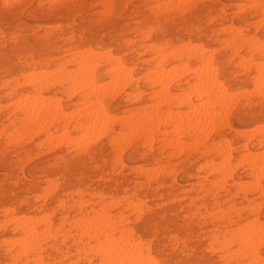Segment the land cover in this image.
Returning a JSON list of instances; mask_svg holds the SVG:
<instances>
[{
  "label": "rangeland",
  "instance_id": "374dc122",
  "mask_svg": "<svg viewBox=\"0 0 264 264\" xmlns=\"http://www.w3.org/2000/svg\"><path fill=\"white\" fill-rule=\"evenodd\" d=\"M5 1L7 3H5ZM162 1L163 3L165 2L164 4L167 5V8L166 6L165 8L162 7L164 6ZM166 1L168 2V0H0V256L2 255V257H0V264H106L107 262L108 264H111V261L108 260L109 256L111 257L110 259L112 260V263L115 264V262H117L116 259L120 260V258H116V256H119L120 254L121 255L119 257H123L124 259V262H122L123 260L121 261L122 264H124L125 262L128 264H132L131 262L133 261H131V259H134V257L136 258L139 252L140 255H143L140 259L145 258V262L150 263L151 260L156 259V261L153 260V263L155 261L156 264H258L261 262V260L264 261V241H260L264 240V236H262L264 235V233H262L263 231L261 232V230H264V227L260 226V224L262 225V223H264V192H262L264 191V166L260 165V162L263 163L262 160H264L262 159V157L264 158V152H262L264 151V140L263 142L260 141L261 135H264V129L260 128L264 127V93H259L262 91L264 92V84L262 87H259L261 89L256 88L258 86L253 87L255 84V76L257 75L255 68L256 64L257 62L264 64V62L260 61H264V48H262L264 46V0H256V2L253 0V2L251 0H181L182 3L179 0L177 2L175 0H169L170 4H167ZM176 3H178V5L175 6L174 4ZM249 3L252 6H250ZM171 4L173 5L172 7H170ZM228 7H230V9ZM4 21H6V23ZM256 22L258 23V25ZM232 25L235 26V32L233 31V27L231 28ZM221 28L223 29V31L220 30ZM113 29L116 31L114 32ZM236 29H238L237 32ZM87 31H89L90 33ZM144 34L146 35L144 36ZM107 36L110 39L109 41ZM248 36H255L254 38H259L260 40H262L263 46L255 43V41L259 39H254V42H250V40L252 41V39H250V37ZM184 43L193 45L191 46L186 44V46H182V44ZM194 43H196L197 45ZM252 44H255V46H260H254V49L253 46L252 48H249ZM150 45L153 46L151 47ZM156 46L160 47H157V49H162L166 52L164 54L160 52V59L162 58L161 62L158 58L160 54H157V52L155 51ZM161 46L163 47L161 48ZM194 47L196 49V53L192 51ZM197 47H200V49H198ZM204 47L205 50L203 49L202 52L201 48ZM176 48L181 50V52H183V49H188L189 52H191L189 53V55H185V52L184 54L180 55L181 57H178L177 55L181 52H179V50H177ZM79 49L81 50L79 51ZM96 50L98 52H101L98 53ZM102 50L105 52H102ZM213 50L215 51L212 52ZM91 51H96V55L98 54V56L93 57L96 58L95 62L98 61L96 65L93 64V61H91V63L93 64L92 67L89 64L87 65V68L85 66L83 68V65L78 66L81 63V60H79L81 58L80 56L83 54L82 57H85L83 62H87V52H89L88 54H95ZM73 52L77 54H75L74 56ZM102 53L105 55V57L104 55H102ZM107 54H109L110 56ZM207 54L208 57L209 54L211 55L212 60L209 57V61L211 60V62L209 63L208 59L207 61L209 64L212 63V66L216 68L215 69L212 67L214 70H216L215 72L217 79L218 81H220L219 83L222 84L223 88H225V91H227V93L229 94L232 93V90H234V92H237L232 93V96H230V99L232 101H229L228 103L234 102V105L233 103H230V110L227 109L229 107V104L224 103L228 107L222 104L224 107L222 108L220 106L221 104L219 100L215 102L213 99L212 101L216 104H214L213 102L212 104L208 101H211V98H207L206 101V97L201 96L200 93L197 92V90H194L195 93H193L194 88L190 89L191 86L193 87V70L190 69H196L198 65H201L202 62L206 60L205 58L207 57ZM106 55L109 56L108 59ZM115 55L118 59H115ZM102 56L103 59H101ZM244 56L248 57L247 60L244 59V61L246 62H244L243 59L239 60V58L241 57L246 58ZM98 58H100V60ZM77 59L79 61H77ZM251 59L252 61L257 60V62H251ZM119 60L120 62H118ZM116 62L123 63V65L125 66H129L131 70V74L129 76L127 75V78H125V83H121V81H125V79L123 78V80L120 79L119 83H112L115 81L118 82L120 76L123 77V75H126V73L124 72L119 76V74H116L118 72L113 71L114 64H117ZM157 62L161 64H158L156 66ZM181 62H183L184 65ZM205 63L204 65H206ZM245 63H247L248 66L245 65ZM179 64H182V70L187 64L185 67L186 71L184 70L182 75L181 73H176L177 69L179 68L178 66H180ZM130 65L132 66V68L130 67ZM169 66L170 68L172 67L170 72L173 71L172 69H176L175 73L177 75L175 74L174 76V71L173 73H170L169 70H166L167 67L169 68ZM175 66H177L178 68H176ZM93 67L94 72H91V68ZM98 67L100 68L98 69ZM160 67L163 68L164 71L166 70L165 74H168V72L171 75L173 74V78H171V75H169V78H171L170 81L173 80L172 82L167 80L165 81L166 84H164L165 82L160 84L151 83L152 75L150 76V70H152L153 68L159 70ZM70 68L71 70L73 68L72 72L75 71L76 75L75 73L70 72ZM74 68L76 70H74ZM81 68L83 69L80 70ZM89 68L90 71L88 70ZM109 68H112V70H110ZM186 68H189V72H187ZM45 69L46 74L44 75ZM66 69L69 70L67 73L70 72L74 76L73 78L75 80L72 78L71 74H68L70 76L66 75ZM155 69L152 71H155ZM181 69L179 68L178 72H182ZM62 71H65L64 74H62ZM87 71L92 74L88 73ZM40 72L42 74L37 75ZM47 72H49L48 74H50L49 77L47 75ZM79 73L80 75L82 74L81 77L79 76ZM33 75H36V77ZM54 75L56 77L53 78L52 76ZM88 75L90 76L91 80H93L92 78H94V85H98V87L102 85V88L104 86L103 84L105 83L106 86L107 83L109 85V82L112 81L111 79L113 78V76H119L118 78H113L117 80L112 81L110 84L112 85L111 88L113 87V84L117 85L118 88H115L120 91L117 90V92L114 93L116 89H114L115 91H112L113 88L110 89L108 88V86L107 88H105L106 86H104L105 89H101L102 91H106H104V93L98 92L101 94V99H99L100 97L98 93L96 95V92H91V90L89 91L91 84L88 83L90 80L88 82L86 81L87 79H89ZM37 76H42L43 81L41 80V77H39L38 79ZM57 76H64L65 79L64 77H61L60 80ZM131 76L133 79L129 80ZM33 77L36 79H34ZM51 77L53 78V80L51 79ZM66 77L68 79H66ZM70 77L72 80L70 79ZM79 77L81 79L87 78L86 80H83V82L85 83L82 86L81 83L83 82H78ZM174 78L176 79L174 80ZM105 80L107 82L104 83L103 81ZM263 80L264 79L260 80V82L262 81L264 83ZM38 81L40 84L38 83ZM42 82L48 83L43 86L44 83ZM71 82L72 85H70ZM100 82L103 83L99 84ZM120 83L124 84L123 89L120 88L123 87V85L120 86ZM86 84H90V86L87 87ZM85 85L86 87H84ZM96 87L97 86L94 87L95 89L93 88L94 90L91 88L92 91H95L97 89ZM72 88H76L77 91L76 89L72 91ZM78 88L80 89L78 90ZM184 88L187 90L189 88L188 91H193L192 94L187 93V95L190 94V96H187V91H185ZM251 88L254 89L249 90ZM101 89L99 91H101ZM241 89L248 91H238ZM107 90H111L112 92H109ZM163 90L166 91L164 92ZM182 90H184V94L181 93L183 92ZM161 91H163V94H166V96L172 94L171 92H173L172 96L174 99H169L171 100V102H166L165 104L158 106V108L157 105L156 107L154 106V110L153 107H150L151 105L156 104V98L154 97V95L159 92L162 93ZM88 92L90 93L88 94ZM107 92L108 95H106ZM247 92H249V94ZM176 93L184 95L181 97V100H178L180 96H178L179 94L175 95ZM23 94H25L26 97ZM28 94H30L31 96L34 94L33 96L35 101L37 94L38 96L41 95L39 98L37 97L38 100L41 97H44L42 100H40L41 102L37 101L35 103H32L34 104L33 106H35L38 102L39 103L37 105L41 106L44 101H48L45 100V98H49L48 104H51L52 107V104L56 103L55 98L56 101L59 100L57 101V103H60L59 107L61 106L62 109L58 108L56 103L55 105L60 110V112H57V108V110L53 108L51 113L52 115L53 110L54 114L56 110V114L58 113L57 116H63V112H65V110L67 112L71 111V113H73V110L70 109H74V111L76 109V111H79L80 109L77 110L79 105L81 109L83 108V111L84 108L86 110L84 111V114L82 113V115H80L81 113L78 112L79 118H74V115H77V113L73 115V118L70 116L69 118H67V115L69 113L67 115L65 114L62 119L59 117L54 118L53 115L52 117L55 121L51 120V118L50 120L52 121V123H48L49 127L45 128V126H42L45 130L36 128L38 132L35 131L36 134L32 133L34 134L33 136L32 134H30V131H32L30 130V128H32V125L35 128L36 124L34 125L35 121L34 119H32V121L31 117L33 118L34 116H36V118L34 117L35 120H40L41 118L44 119L43 117H40V115H46L47 113H49V111L47 109L48 106L45 103H43L44 105L42 104L44 107L41 106L43 110L46 109L45 113L43 111L41 112L40 108L37 109L36 107L38 106H35V108L33 106L30 107V105L32 104H29V102H34V99ZM102 94L104 96H102ZM135 94L137 96H135ZM197 95L198 97L200 95V97L196 98ZM20 96H24L23 98L25 99V101L27 99L30 100L29 102L27 100V103L25 102L27 105L25 103H22L24 102V99L20 98ZM186 96L188 98H186ZM18 97L20 99H18ZM53 97L55 98L52 99ZM121 98H123L124 100ZM225 98V100H229V98ZM13 99L14 101H12ZM88 99L92 101V106L90 105L91 108H88L86 106V104H90ZM204 99V102H206V107L208 105L207 102L211 104V106H208L212 108L214 105L213 109L217 111L216 114L220 112L219 114L223 115L221 113L222 110L225 109V111L223 112L224 117L222 118L221 116L222 119H220L219 114L218 116H215V113H211L212 116H215L211 119L212 116L210 114V110H212V108L209 107V109H206L205 107V110H209V116H211L209 119L212 120L213 124L210 125L208 122V125H210L212 128L214 127V129L212 130H209V126L207 125L208 128L204 127L206 128V130L202 128L203 131L205 130L204 132L198 131V133H194L193 125L190 126L191 124H185L182 127V123L180 124L177 121H174L173 124L175 123V125L177 124L178 128H182V131H180L181 129L177 131L178 133L182 132L180 135H178V133L175 131V129L178 130V128H174V125L170 123L171 120L167 122V119H161L159 120V122L161 121V123L156 121V123H154L155 128L157 127L156 130H154L155 128H152L154 126L150 124V128L148 127L149 121L146 120L147 116L144 120V115H146L147 113L154 112L156 111V109L166 111L164 109L167 108H169L170 110L175 109L179 113H181L180 111L182 110L185 112L188 109L189 115H187L193 116V114L196 113L195 111H197L198 109L197 106H200L198 103H201ZM16 100L18 102H16ZM93 100L96 102V104H93ZM98 100H100L101 102ZM225 100L223 101L227 102ZM191 101L192 103H195L197 101L199 102L195 103L197 105L195 107L194 103L191 106ZM97 102H100V106L103 107H97ZM188 102L190 103L188 104ZM204 102L201 103L203 109ZM28 104L29 109L34 108L36 110L33 109L32 111H30V116L28 117L27 114L26 117V113L28 112H26L25 109L22 111L20 107H22L23 105H26L27 107ZM144 104H146V106ZM17 105H19V107ZM55 105L53 106L55 107ZM83 105L85 107H83ZM137 106L139 107V109L137 108ZM193 106L194 108H196V110L194 111V109H192L194 113L190 114L192 113L190 109L193 108ZM93 107L96 109H92ZM101 108H103L105 112L100 111L99 109ZM185 108L186 110H184ZM97 109L98 111L102 112L103 115L106 113V118H108L109 115L110 121L108 119H105L102 114H99V122H101L104 118V120L106 121V125H101L104 123L103 120V123H100V128H98L103 130V134L102 131L98 130L96 136V132L94 131H97V128L96 130H94L95 125L92 124V119H87L89 121L88 124H90L91 121V125H88L86 124L87 120L84 118H86L87 116L85 115V112L87 110L88 113L86 112V114H88V118L97 116L98 113L96 114L95 112ZM169 109H167L168 111L166 113H171ZM82 110H80V112ZM89 110H92V117H90L91 115H89L91 114L89 113L91 112ZM198 110L201 111L202 109ZM33 111L39 112H37L38 114L35 112V115L31 113ZM131 111H133V113H130ZM24 112L26 113L24 114ZM184 112L182 113H188ZM197 112L199 113V111ZM205 112L206 111H204L203 113ZM31 114L33 116H31ZM49 114L45 117H48ZM133 114L136 115L135 117L137 119ZM137 114L139 115L137 116ZM114 115L116 117H113ZM124 115H127V118ZM140 115L141 117H139ZM187 115L184 116L189 118ZM19 116H23L24 118L26 117L25 119L27 121L24 118L23 121V119H21V117ZM101 116L103 117L102 119ZM65 117L68 120L72 118L71 120H69L70 122H68V125L65 123L67 125H65L66 127H64V125L62 126L63 122H65ZM133 117L135 121H137L136 126ZM186 117L183 118L185 119ZM111 118H114L116 121L114 119L111 120ZM93 119H95V117ZM97 119L98 118L94 120L96 122V127H98L97 124H99L97 123ZM141 119H143L142 122ZM9 120H11V122ZM44 121H46V118ZM44 121L42 120L40 124H44ZM111 121L113 124L110 123ZM22 123L25 126L22 125ZM40 124L37 125L40 126ZM82 124L84 126L86 124L90 130L88 128L87 129L91 131V133L92 130H94V135L93 133L91 134L88 130L86 131L88 132V135L90 133L93 137H98V139L95 138L97 141H95V139L91 135L90 139L88 138V140L86 139L87 141L85 140V138L90 136H85L87 134L86 131L83 130H85L86 127L84 128L83 126L82 129ZM130 124L133 125V127H131L132 129H130L131 131L128 130ZM178 124H180V127L178 126ZM92 126L94 129H92ZM105 126L107 128V131L106 128H104ZM257 126L259 127V130L255 129L257 128ZM141 127L143 130H141ZM170 127L174 128V133L176 132L177 136H179L178 140L180 141L177 143L178 145L175 144L173 146V144L178 140L177 138H175V140H172L176 135L172 139L171 137H169L174 135V133H172L173 130L170 131L168 129ZM185 127L186 131H184V134L183 130L185 129ZM34 128L32 129L35 130ZM148 128L151 130H149ZM235 128H239V130H236ZM62 129L66 130L63 131V133L66 132V136L70 135L71 137H66L67 139L65 137L63 139H54V136H56L57 133V136L59 137V133H62V131L60 130ZM138 129H140L141 131ZM165 129L166 131H164ZM15 130L17 132L21 131V133H23V137H21V133H17ZM25 130L26 132H24ZM147 130H149L151 133L152 130H154L153 134L149 135L150 132H147ZM207 130L211 132H208ZM249 130H252V132H250ZM50 131L53 132V136H51V138L50 135H52V133ZM206 131L208 133H206ZM13 132H15L14 135H16V133L21 134L20 136L18 135V140H16L14 143L12 142L17 138V135L14 138V136H12ZM104 132H106L105 135ZM24 133L26 136L24 135ZM79 133L82 135L85 134V138L81 137ZM99 133H101L102 135ZM120 133H123L124 139ZM202 133H206V137L208 134V138H199L198 136H201ZM7 134H10V137ZM48 134L50 135L48 136ZM72 134L74 137L72 136ZM98 134L100 136H98ZM132 134L135 135L133 136ZM203 134L202 136H204ZM46 135L48 137H46ZM112 136L115 137V140ZM150 136H152L151 138L153 139H150ZM248 137L250 138L247 139ZM76 138L79 139L78 141L81 142V145L84 144L82 147ZM80 138L82 139V141L80 140ZM196 138H198V140ZM221 138L222 140H224L223 142ZM43 139L45 141H43ZM71 139H75L76 142L75 140L71 141ZM120 139L124 140L125 142L120 141ZM199 139L204 140L200 142ZM253 139L256 140L252 141ZM191 140L194 143L191 142ZM218 140H220L218 142L219 145L216 142ZM250 140L252 142H250L249 144ZM112 141L114 143H112ZM129 141L130 144H128ZM56 142L59 143L58 146L54 144ZM77 142L79 145L76 144ZM183 142L185 143V145ZM220 142H222L223 144L224 142H226L225 144L228 143L229 150L226 149V152H220L223 148H227V145L224 144L223 147L222 143ZM180 143H183L184 146ZM190 143L191 145H189ZM140 144L142 146H140ZM212 144L214 145L212 146ZM180 145L183 146H181V149ZM123 147L126 148L123 150ZM177 148L181 151L176 150ZM193 149H195V152ZM250 151H258V153L254 152L256 153L254 155L258 154L260 155L259 157H261L262 155V160L256 158L257 156H253L255 158L254 159L252 157L253 154H251L250 156V153H247ZM177 152H179L180 154ZM244 152L245 154H243ZM226 153L229 156H225L224 154ZM241 156H243L242 160ZM247 156L253 158V160H250L249 158H247ZM221 157H227V160L229 159V164L227 162L229 166L225 164L227 167H222L221 164L223 163L220 164L221 166L217 165L219 161L225 162V160L220 159ZM239 160L241 162L236 163ZM258 160L259 162H257ZM250 161H255L256 165H260L257 167H261V170H258V168H256L257 171H260L259 173L262 174L261 176L259 175V173H257V171L255 172L256 175H259L257 176V179L259 180L256 179L255 175H252L254 173L253 170L256 169L251 168L252 166ZM215 163L218 169L215 167ZM233 164H235V166ZM191 165L192 168L190 167ZM211 165L212 167H210ZM152 167H154L155 170H153L154 168ZM209 168H211V172ZM231 168L232 170H230ZM171 169L173 170V172ZM226 169L232 172L230 173ZM184 170H186V173ZM221 170L225 174L226 172H228L231 176L225 178L224 173L221 172ZM221 175H223L222 177H224V179L219 178L221 177ZM254 178L256 181H259V184L256 183V185L254 186L256 189L251 186L255 184L253 183V180L251 181V179ZM211 179H217L218 182ZM210 180L212 182L214 181L213 184H211L212 182ZM236 181H239V185L238 183H235ZM246 182H250L251 185H249L250 183L243 184ZM217 188L219 189L217 190ZM46 192L47 194L45 195ZM260 192L262 195L260 194ZM98 194H100L102 197ZM104 201L105 203H103ZM133 201H135V205L134 203L132 204ZM140 201L142 205L140 204ZM254 205H258L257 207H260L258 209H255L256 207H254ZM98 206H100V208ZM243 206L246 207L243 208ZM226 207H231L232 210H227ZM138 209L141 211V213ZM216 209L217 212H214L216 211ZM223 211L226 212L222 213ZM102 212L103 214L107 213L108 215L112 216L115 220L114 222L119 224V228L115 231L107 232V234H103L90 239H88L86 236H83V232L81 231V229H73L74 224L72 226V221L75 220L85 221L90 218L89 221L93 223V225H95V223L98 222L96 216L100 213L102 214ZM38 215H40V217ZM45 216H47L46 219ZM252 217H254L256 221H251L250 219H252ZM33 218L36 219L34 220ZM42 218L43 220H41ZM28 220L29 222L27 224ZM31 220H33V222H31ZM247 220L248 222L251 221L250 224L252 222L254 223L250 225L248 224ZM245 221L246 229L253 226L250 228L252 230L248 229L247 231H245L244 225V227L241 228V223L245 224ZM19 222L20 224H18ZM30 222L35 224L31 225ZM255 223L256 225L254 226ZM25 226L27 227L25 228ZM28 226H30L29 228H31L32 232L30 229H28ZM234 227L237 228V231L235 232V229H233ZM258 227H260L261 230H259L260 228ZM129 228L131 230H129ZM26 229L28 230V233L30 232L32 238L29 234H27ZM121 229H123V231H121ZM248 231L258 232V235L260 237H256L257 234L255 235V233L253 232H249V234L253 233L252 235H247V233L246 235H244V232ZM259 231L261 233H259ZM35 232H39L41 236L39 235V237L38 233L36 235H32L35 234ZM239 232H241L242 235L241 233L239 234ZM213 233H215L216 236L213 235ZM25 234L27 235L25 236ZM118 234L119 240L121 236L122 239L126 242L128 241V237L130 239L128 242L130 243L128 244L126 242L123 245H120L119 241L118 246L120 245L121 247L119 246L120 248L118 249H121V251L117 250V252L115 251V253L111 247L115 246L117 248V245H115L116 240L114 242V239L116 238V236H118ZM46 235L48 237H46ZM91 235L94 236L95 234L93 233ZM253 235L255 238L253 237ZM15 236H18V238H15ZM20 236H25L24 240L26 243L24 246H22L24 243H21L24 242V240L21 239ZM221 236L223 238H221ZM226 236L228 238L230 236L231 239H226ZM232 236L234 237V239H232ZM235 236H237L238 239H236ZM246 236L251 238H247ZM26 237L28 238V241L26 240ZM107 237H109V241ZM111 237H113L114 239ZM243 237H245L246 239H244ZM12 238L14 239V241ZM104 239L106 242L101 241ZM112 239L114 243L112 242ZM31 240L33 241V244ZM123 240H121V242ZM9 242L12 243L13 246H11ZM13 242L16 243L14 244ZM134 242L139 247L141 246L139 248V252L137 248L138 246H136ZM226 242H231V244ZM248 242L252 243V245L249 243L248 245L250 246L245 247V245L247 246ZM222 243L225 246L221 247L220 245H223ZM253 243L257 245L255 246ZM110 244L112 246H110ZM132 244L134 247L132 246ZM9 245L11 248L9 247ZM89 245L90 248L88 247ZM124 245L127 246V249L128 247H130V245L135 250L137 248V252L131 248L129 249V252H132L133 250V252L135 251L137 255L134 252L133 255H135L134 257H132L133 255L131 256L129 255V253H125L127 249H125V251L123 250L124 248L122 247ZM145 245L150 248H147V246ZM95 246H99L97 248V250H99L98 252L95 251ZM253 246H255V248ZM93 247L95 248V250ZM103 247L105 249L106 247H110L112 251H109L110 249H108V251L111 255L109 254L108 256V251L104 252ZM116 248H114V250ZM22 249L25 250L23 253ZM17 250H19V253H17ZM101 250L103 252H100ZM141 250L143 252H141ZM122 251L126 255H123ZM147 251H149L148 254ZM112 252L114 253V255H116L113 256ZM179 252L182 254H180ZM245 252L247 254L243 255ZM143 253L147 254L145 255L148 258V261L146 260V257ZM240 253H242L241 257L239 256L241 255ZM18 254H20L19 257ZM215 254L218 256H216ZM219 254L221 257L219 256ZM128 255L132 257L130 258V260H128L129 258H127ZM257 255H261V259H257ZM105 256H107L108 259ZM103 257H105L106 259H104ZM125 258L130 262H127ZM258 258H260V256ZM140 259L136 258L137 262ZM149 259L151 260L149 261ZM252 259H254V261L255 259L257 260L253 262ZM119 260L118 262H120ZM118 262L116 264H118ZM262 263L264 264V262H261L260 264ZM133 264H136V262H133Z\"/></svg>",
  "mask_w": 264,
  "mask_h": 264
},
{
  "label": "bare ground",
  "instance_id": "6f19581e",
  "mask_svg": "<svg viewBox=\"0 0 264 264\" xmlns=\"http://www.w3.org/2000/svg\"><path fill=\"white\" fill-rule=\"evenodd\" d=\"M35 1H36V0H35ZM173 1H174V0H173ZM175 1L177 2L178 0H175ZM179 1L181 2V0H179ZM183 1H184V0H183ZM188 1H189V0H188ZM251 1H252V0H251ZM253 1L256 2V0H253ZM253 1H252V2H253ZM166 2H167V1H166ZM170 2H171V1H170ZM186 2H187V1H186ZM257 2H259V1H257ZM5 3H7V2L5 1ZM162 3H163V1H162ZM164 3H165V2H164ZM164 3H163V4H164ZM181 3H182V2H181ZM156 4H157V3H156ZM167 4H170V3H169V0H168ZM249 4H250V3H249ZM249 4H248V6H249ZM255 4H257V3H255ZM36 5H38V4H36ZM101 5H102V4H101ZM157 5H158V4H157ZM174 5H175V6L178 5V3H176V4H174ZM181 5H182V4H181ZM165 6H166V8H167V5H166V4H164V6H162V7L165 8ZM168 6H170V5H168ZM172 6H173V5L171 4L170 7H172ZM250 6H252V5L250 4ZM105 7H106V6H105ZM157 7H158V6H157ZM225 7H226V6H225ZM30 8H31V7H30ZM168 8H169V7H168ZM228 8L230 9V7H228ZM162 9H163V8H162ZM106 10H107V9H106ZM109 10H111V9H109ZM178 10H179V9H178ZM63 11H64V10H63ZM66 11H67V10H66ZM167 12H168V10H167ZM24 13H25V11H24ZM24 13H23V14H24ZM106 13H108V12H106ZM27 16H28V15H27ZM80 16H81V15H80ZM94 16H96V15H94ZM9 17H10V16H9ZM122 17H123V16H122ZM237 18H238V17H237ZM261 18H262V17H261ZM78 19H79V18H78ZM258 19H259V18H258ZM236 20H238V19H236ZM14 21H15V20H14ZM260 21H261V19H260ZM260 21H259V22H260ZM4 22L6 23V21H4ZM4 22H3V23H4ZM253 22H254V21H253ZM256 23H257V22H256ZM261 23H263V22H261ZM227 25H228V24H227ZM230 25H231V24H230ZM257 25H258V23H257ZM64 26H65V25H64ZM221 27H222V26H221ZM225 27H226V26H225ZM232 27H233V31L235 32V28H234L235 26L232 25L231 28H232ZM174 28H175V27H174ZM174 28H173V29H174ZM238 28H240V27H238ZM256 28H257V27H256ZM5 29H6V28H5ZM103 29H104V28H103ZM123 29H124V28H123ZM149 29H151V28H149ZM30 30H31V29H30ZM113 30H114V29H113ZM113 30H112V31H113ZM220 30L223 31L222 28H221ZM237 30H238V29H236V32H237ZM239 30H240V29H239ZM260 30H261V28H260ZM260 30H259V31H260ZM115 31H116V30H114V32H115ZM87 32H89V31H87ZM114 32H113V33H114ZM89 33H90V32H89ZM141 33H142V32H141ZM144 33H145V32H144ZM187 33H188V32H187ZM106 34H107V33H106ZM106 34H105V35H106ZM259 34H261V33H259ZM259 34H258V35H259ZM107 35H108V34H107ZM145 35H146V34H144V36H145ZM251 35H252V34H251ZM144 36H143V37H144ZM235 36H236V34H235ZM107 37H108V36H107ZM147 37H148V36H147ZM248 37H250V36H248ZM254 37H255V36H254ZM254 37H253V36L250 37V39H252V41L250 40V42H254V41H253L254 39H255V40H256V39H259V38H254ZM234 38H235V37H234ZM99 40H100V39H99ZM109 40H110V39H109V37H108V41H109ZM242 40H243V38H242ZM224 42H225V41H224ZM227 42H228V41H227ZM258 42H259V43H258ZM189 43H191V42H189ZM216 43H217V42H216ZM229 43H230V40H229ZM255 43L260 44V45L263 46V44H262L263 42H262V40H260V39H259V40H256ZM186 44H187V43H186ZM186 44L184 43V44H182V46H186ZM194 44H196V43H194ZM233 44H234V43H233ZM249 44H250V43H249ZM153 45H155V44H153ZM153 45H152V46H153ZM159 45H160V43H159ZM179 45H180V44H179ZM187 45H191V46H192L193 44H187ZM196 45H197V44H196ZM200 45H201V43H200ZM223 45H224V44H223ZM260 45H256V46H260ZM150 46H151V45H150ZM152 46H151V47H152ZM198 46H199V45H198ZM220 46H221V45H220ZM252 46H253V49H254L255 44H252L249 48H252ZM256 46H255V47H256ZM157 47H159V46H156V50H155V51L157 52V54H160V52H161L162 54L166 53V52H165L164 50H162V49H157ZM162 47H163V46H161V48H162ZM164 47H165V46H164ZM175 47H176V46H175ZM200 47H202V46H200ZM200 47H199V48L197 47V48L200 49ZM147 48H148V47H147ZM153 48H155V47H153ZM159 48H160V47H159ZM180 48H181V46H180ZM190 48H192V47H190ZM262 48H264V46H263ZM14 49H15V48H14ZM91 49H92V48H91ZM176 49H177V48H176ZM186 49H187V48H186ZM193 49H194V50H193ZM193 49H192V51H194V52L196 53V49H195V47H194ZM203 49L205 50V47H204V48H201V51H202ZM206 49H208V48H206ZM247 49H248V48H247ZM80 50H81V49H79V51H80ZM93 50H94V49H93ZM146 50H147V49H146ZM173 50H174V49H173ZM177 50H179V49H177ZM87 51H88V50H87ZM96 51H97V50H96ZM96 51H95V52L91 51V52H93V53H95V54H92V53H91V54H88L89 52H87V57H88L87 62H83V60L85 59V57H82V56H83V54H82V55L80 56L81 58L79 59V60H81V63H80V65H78V66L83 65V66H82L83 68H84V66L87 68V65H88V64H89L91 67H92L93 64L96 65V63H97L98 61L95 62L96 58H93V57L98 56V54L96 55V53H97L98 51H97V52H96ZM99 51H100V50H99ZM114 51H116V50H114ZM153 51H154V50H153ZM214 51H215V50H213L212 52H214ZM100 52H101V51H100ZM100 52H98V53H100ZM102 52H105V51L102 50ZM106 52H107V51H106ZM151 52H152V51H151ZM173 52H174V51H173ZM175 52H176V51H175ZM179 52H181V50H179ZM185 52H186V53H185ZM187 52H188V53H187ZM190 52H191V51H190ZM190 52H189L188 49H187V50L183 49V52L179 53L177 56H178V57H181L180 55H181V54H184V53H185V55H186V54L189 55ZM202 52H203V51H202ZM212 52H211V53H212ZM73 53H74V52H73ZM80 53H81V52H80ZM263 53H264V51H263ZM75 54H77V53H74V56H75ZM105 54H106V53H105ZM147 54H148V53H147ZM154 54H155V53H154ZM168 54H169V53H168ZM171 54H172V53H171ZM199 54H200V53H199ZM255 54H256V53H255ZM62 55H63V54H62ZM84 55H85V54H84ZM100 55H101V54H100ZM102 55H104V54L102 53ZM107 55H109V54H107ZM107 55H106V56H107ZM112 55H113V54H112ZM165 55H167V54H165ZM109 56H110V55H109ZM109 56H107V59H108ZM115 56H116V55H115ZM155 56H156V55H155ZM158 56H159V55H158ZM199 56H200V55H199ZM71 57H73V56H71ZM87 57H86V58H87ZM104 57H105V55H104ZM151 57H152V56H151ZM160 57H161V54H160V56H159L158 58L160 59ZM163 57H164V55H163ZM207 57H208V54H207ZM207 57H206V58L204 57L206 60L203 59V60L206 61V63H205V61H203L201 65H198L197 67L195 66L196 69L193 68V66H192L193 69H190V70H193V72H192V75H193V84L191 83V84L193 85V87L190 85L191 88H190V86H189V88H190V89H193V88H194L193 91H194V90H197V92L200 93L201 96L206 97V101H207V98H211V101L208 100V101L211 102V103L213 102V101H212L213 99H214L215 102L219 100V101H220V104H221L220 106H221L222 108H224L222 104L226 103V104H229V107H228L227 105H225V104H224V106L228 107L227 109H229V108L231 109L230 103H233V105H234V102H230V103H228V102H229V101H232V100L230 99V98H231L230 96H232V93H235L236 91L234 92V90H232V93H230V94L227 93V91H225V88H223L222 84L219 83L220 81H218V79H217L216 72H215L216 70L213 69V68H215V67L212 66V63L209 64V63L211 62V60H212L211 55L209 54V57L211 58L210 61H209V57H208V58H207ZM212 57H213V55H212ZM244 57H246V58H242V57H241V58H239V60H241V59H243V61H244V59L247 60L248 57H247V56H244ZM17 58H18V57H17ZM119 58H120V57H119ZM147 58H148V57H147ZM98 59L100 60V58H98ZM101 59H103V56L101 57ZM115 59H118L117 56L115 57ZM161 59H162V58H161ZM161 59L159 60L160 62H161ZM187 59H188V57H187ZM207 59H208L209 63H208ZM79 60L77 59V61H79ZM91 61H93L94 63L92 64ZM243 61H242V62H243ZM253 61L257 62V60H253ZM253 61H252V59H251V62H253ZM260 61L264 62L263 60H260ZM118 62H120V60H119ZM244 62H246V61H244ZM255 62H254V63H255ZM116 63H117V62H116ZM179 63H180V62H179ZM181 63L183 64V62H181ZM184 63H185V62H184ZM204 63H205L206 65H204ZM247 63H248V62H247ZM247 63H245V65L248 66ZM147 64H148V63H147ZM158 64H159V62H157L156 66H157ZM160 64H161V63H160ZM160 64H159V65H160ZM176 64H178V63H176ZM182 64H181V65H182ZM208 64H209V65H208ZM95 65H94V66H95ZM179 65H180V64H179ZM181 65L178 66L180 69H181ZM183 65H184V64H183ZM186 65H187V64H186ZM186 65H185V67H186ZM90 66H89V67H90ZM95 67H96V66H95ZM110 67H111V66H110ZM112 67H113V66H112ZM130 67L132 68L131 65H130ZM175 67L178 68L177 66H175ZM175 67H173V68H175ZM183 67H184V66H183ZM185 67H184L183 70L181 69L182 72H180V71L178 72L179 68L177 69V72L175 71L176 69H175V70L172 69V70L174 71V76H175L176 73H177V74H178V73H181V75H182L183 71L185 70ZM212 67H213V68H212ZM60 68H61V67H60ZM65 68H66V67H65ZM75 68H76V67H75ZM75 68H74V70H76ZM83 68H81L80 70H82ZM86 68H85V69H86ZM99 68H100V67H98V69H99ZM160 68H161V67H160ZM160 68H159V70H156L155 68H153L152 70L155 69V71L150 70V73H151V74H150V73H149V74H150V76L152 75V76H151V83H152V84H155V83H159V84H160V83H164L165 81H167V80L170 81L171 78H173V74H172V75L170 74V73H173V71L170 72V70H171L172 67L170 68V66H169L170 69L167 67L166 70H169V72H170V73H169V72L167 71L168 74H167V73L165 74V71H166V70L164 71L163 68H161V69H160ZM165 68H166V67H165ZM190 68H191V67H190ZM255 68H256L257 75L255 76V80H254V83H255V84H254L253 87L258 86V87H256V88L261 89V88H259V87H262L263 84H264L262 81L260 82V80L264 79V64H263V63L261 64V63H258V62H257ZM85 69H84V70H85ZM91 69H92L91 72H92V71L94 72V70H93L94 67L91 68ZM109 69L112 70V68H109ZM113 69H114L113 71L118 72V73H116V74H119V76H120L121 73H124V72L126 73V75H125V76L123 75V77H122V76H120V77L118 76V77H119L118 82H116V81H115V82H112V81H114V80H117V79H113V78H115V77L118 78L116 75H115V77L113 76V78L111 77V78H112V79H111V80H112L111 82H112V83H115V84H116V83H119V82H120V79L123 80V79L127 78V77H126L127 75L129 76V75L131 74V70H130L129 66H125V65H123V63H117V64H114ZM186 69H187V72H189V71H188L189 68H186ZM215 69H216V68H215ZM66 70H67V69H66ZM66 70H65V71H66ZM70 70H71V68H70ZM78 70H79V67H78ZM88 70L90 71V68H89ZM106 70H107V69H106ZM36 71H37V70H36ZM53 71H54V69H53ZM65 71H64V72H65ZM68 71H69V70H67L66 73H67ZM72 71H73V68H72V70H71L70 72H71V73H75V71H74V72H72ZM156 71H158V72H156ZM185 71H186V70H185ZM29 72H30V71H29ZM29 72H28V73H29ZM31 72H32V71H31ZM41 72H42V69H41ZM41 72L38 73L37 75H41V74H42ZM49 72H50V70H49ZM49 72H47L48 77L50 76V74H48ZM55 72H56V71H55ZM60 72H61V71H60ZM64 72L62 71V74H64ZM70 72L67 73L66 75L71 74ZM81 72H84V71H81ZM81 72H80V73H81ZM85 72H86V71H85ZM87 72H88V71H87ZM134 72H135V71H134ZM175 72H176V73H175ZM77 73H78V72H77ZM80 73H79V76L81 77L82 74L80 75ZM88 73H90V72H88ZM88 73H87V74H88ZM135 73H136V72H135ZM26 74H27V73H26ZM35 74H36V73H35ZM45 74H46V69H45V73H44V75H45ZM90 74H92V73H90ZM177 74H176V75H177ZM184 74H185V72H184ZM24 75H25V74H24ZM44 75H43V76H44ZM71 75H72V74H71ZM75 75H76V73H75ZM77 75H78V74H77ZM93 75H94V74H93ZM142 75H143V74H142ZM169 75H171V78H169V77H170ZM29 76H30V75H29ZM33 76L36 77V75H33ZM58 76H60V75H58ZM58 76H57V77H58ZM64 76H65V75H64ZM64 76H61V77L63 78ZM68 76H70V75H68ZM68 76H67V77H68ZM84 76H85V73H84ZM88 76H89V75H88ZM106 76H107V75H106ZM140 76H141V74H140ZM140 76H139V77H140ZM150 76H149V77H150ZM178 76H179V75H178ZM27 77H28V76H27ZM27 77H26V78H27ZM39 77H41V80L43 79L42 76H39ZM39 77L37 76L38 79H39ZM44 77H45V76H44ZM48 77H47V78H48ZM52 77L54 78V77H56V76L54 75V76H52ZM52 77H51V79L53 80ZM61 77H58V79H60ZM67 77H66V79L69 78V77H68V78H67ZM73 77H74V76L72 75V78H73ZM80 77H79L80 80L78 79V82H79V81H82V82H83V80H86V79H87V78H85V79H84V78L81 79ZM29 78H30V77H29ZM29 78H28V80H29ZM31 78H32V77H31ZM33 78H34V77H33ZM122 78H123V79H122ZM168 78H169V79H168ZM176 78H177V76H176ZM176 78H174V80H175ZM34 79H36V78H34ZM55 79H56V78H55ZM64 79H65V77H64ZM70 79H71V77H70ZM73 79H74V78H73ZM92 79H93V80H91V78H90V76H89V79H87L86 81L88 82V81L90 80V81L88 82V83L91 84V87H90L89 91L91 90V92H96V93H95L96 95H97L98 92H100V93H104V91H106V90H103V91H102V89L107 88V86H108V88H110V89L113 88L112 91H113L114 89H116V91L114 90V91H115L114 93H116L117 90H118V89H117L118 87H117V85H115V84H113V87L111 88V86H112V85L110 84L111 82H109V85H108V83H107V86H106V83H105V82H107L106 80L103 81V82L105 83V84H103V85L106 86V87L104 88V86H103V88H102V87H101L102 85H101V86H99V87H100V88H99L98 85H94V78H92ZM109 79H110V78H109ZM128 79H129V77H128ZM131 79H133L132 76L130 77L129 80H131ZM26 80H27V79H26ZM28 80H27V81H28ZM60 80H61V79H60ZM71 80H72V79H71ZM74 80H75V79H74ZM35 81H37V80H35ZM42 81H43V80H42ZM44 81H45V80H44ZM54 81H55V80H54ZM91 81H92V82H91ZM127 81H128V80H127ZM143 81H144V80H143ZM146 81H147V80H146ZM172 81H173V80H172ZM172 81H170V82H172ZM230 81H232V80H230ZM263 81H264V80H263ZM24 82H25V81H24ZM55 82H56V81H55ZM61 82H62V81H61ZM61 82H60V83H61ZM66 82H67V81H66ZM73 82H76V81H73ZM87 82H86V83H87ZM103 82H100L99 84H102ZM122 82L125 83V82H126V79H125V81H121V83H122ZM185 82H186V81H185ZM38 83H39V81H38ZM42 83H44L43 86H45L48 82H47V83L42 82ZM49 83H50V82H49ZM51 83H52V82H51ZM58 83H59V82H58ZM84 83H85V82L81 83V86H82ZM121 83H120V86L123 85V87H120V88L123 89V88H124V84H121ZM128 83H129V82H128ZM168 83H169V82H168ZM39 84H40V83H39ZM74 84H75V83H74ZM90 84H86L87 87L90 86ZM92 84H93V87H92ZM164 84H166V82H165ZM189 84H190V83H189ZM70 85H72V82L70 83ZM76 85H77V84H76ZM86 85H85L84 87H86ZM126 85H127V83H126ZM167 85H168V84H167ZM0 86H1V85H0ZM27 86H29V85H27ZM43 86H42V87H43ZM78 86H79V85H78ZM95 86H97V87H96V88H97L96 90H98V88H99V90L102 88V89H101L102 92L99 91V90H98V91H96V90H95V91H92V89H93ZM118 86H119V85H118ZM66 87H67V86H66ZM73 87H74V86H73ZM84 87H83V88H84ZM115 87H117V88H115ZM162 87H163V84H162ZM164 87H165V85H164ZM176 87H177V86H176ZM38 88H39V87H38ZM76 88H77V87H76ZM76 88H72V91H74ZM81 88H82V87H81ZM91 88H92V89H91ZM120 88H119V89H120ZM159 88H160V87H159ZM173 88H174V87H173ZM189 88H188V90H189ZM39 89H40V88H39ZM79 89H80V88H78V90H79ZM94 89H95V88H94ZM94 89H93V90H94ZM128 89H129V88H128ZM149 89H150V88H149ZM160 89H161V88H160ZM252 89H254V88H251V89H249V90H252ZM258 89H257V90H258ZM157 90H159V89H157ZM157 90H156V91H157ZM167 90H168V89H167ZM184 90L187 91V92H186V95H187V93H191V94H192V92H193V91H192V92H189V91H188L187 89H185V88H184ZM184 90H182L183 92H181V93L184 94ZM7 91H8V90H7ZM40 91H41V90H40ZM76 91H77V89H76ZM107 91H109V90H107ZM110 91H111V90H110ZM110 91H109V92H110ZM112 91H111V92H112ZM118 91H120V90H118ZM121 91H122V90H121ZM136 91H137V90H136ZM163 91L165 92L166 90H163ZM163 91H161L162 93H160V92L157 93V94L155 93L156 95H154V97L156 98V101H155L156 104L154 103L155 105H151L150 107H153V109H154V108L156 107V105H157V108H158V106H161V105L165 104L166 102H169V101L171 102V100H169V99H174L173 96H172V95H173V92H171L172 94H169L168 96H166V94H163ZM238 91L244 92V91H248V90H242V89H241V90H238ZM258 91H259V90H258ZM260 91H261V90H260ZM157 92H158V91H157ZM169 92H170V91H169ZM175 92H176V91H175ZM175 92H174V93H175ZM178 92H180V91H178ZM229 92H231V91H229ZM89 93H90V92H88V94H89ZM100 93H98V94H99V97H100V95H101ZM138 93H139V92H138ZM140 93H141V92H140ZM193 93H195V91H194ZM221 93H222V94H221ZM236 93H237V92H236ZM247 93L249 94V92H247ZM257 93H258V92H257ZM259 93H264V92L262 91V92H259ZM72 94H74V93H72ZM86 94H87V93H86ZM110 94H111V93H110ZM153 94H154V93H153ZM177 94H179L178 96H180V97L178 98V100H179V99L181 100V97L184 96V95H180V93H176L175 95H177ZM224 94H225V95L228 94L229 96H228V95L225 96ZM23 95L26 97L25 94H23ZM28 95H30V94H28ZM28 95H27V96H28ZM33 95H34V94H33ZM33 95H32V96L30 95V97H32V98L34 99V96H33ZM69 95H70V94H69ZM69 95H68V96H69ZM77 95H78V94H77ZM81 95H82V94H81ZM96 95H95V97H96ZM106 95H108V92L106 93ZM114 95H115V94H114ZM125 95H126V94H125ZM188 95L190 96V94H188ZM188 95H187V96H188ZM200 95H199V97H200ZM257 95H258V94H257ZM24 96H23V97H24ZM36 96L39 98L41 95L38 96V94H37ZM85 96H86V95H85ZM102 96H104V95L102 94ZM115 96H116V95H115ZM133 96H134V95H133ZM135 96H137V95L135 94ZM139 96H140V95H139ZM139 96H138V97H139ZM148 96H149V95H148ZM170 96H172V97H170ZM187 96H186V98H188ZM23 97L20 96V98H23ZM37 97H36V101H35V99H34V102H33V101L31 102V101L28 100L27 98H26V99L28 100V102H29V101L31 102V103L29 102V104H32V103H35V102H37V101H40V100H42V99L44 98V97H43V98L41 97V98L38 100ZM99 97H98V98H99ZM131 97H132V96H131ZM150 97H151V96H150ZM175 97H176V96H175ZM197 97H198V95L196 96V98H197ZM199 97H198V98H199ZM225 97L229 98V100H225V99H226ZM16 98H17V97H16ZM20 98L18 97V99H20ZM54 98H55V97H53L52 99H54ZM59 98H60V96H59ZM59 98H58V99H59ZM75 98H76V97H75ZM79 98H80V97H79ZM102 98H103V97H102ZM112 98H113V97H112ZM134 98H135V97H134ZM183 98H185V97H183ZM183 98H182V99H183ZM222 98H224V99H222ZM237 98H238V97H237ZM237 98H236V99H237ZM246 98H247V97H246ZM14 99H15V98H14ZM14 99H13L12 101H14ZM23 99H24V98H23ZM30 99H31V98H30ZM33 99H32V100H33ZM96 99H97V98H96ZM99 99H101V97H100ZM117 99H118V98H117ZM121 99H123V98H121ZM137 99H138V98H137ZM220 99H222V100H220ZM27 100L25 101V99H24V102H22V103H23V104H24L25 102L27 103ZM45 100H48V101H49V98H48V99L45 98ZM50 100H51V99H50ZM88 100H89L90 104L88 103V104H86V106L89 108L90 105L92 106V104H91L92 101H91L90 99H88ZM88 100H87V101H88ZM123 100H124V99H123ZM123 100H122V101H123ZM134 100H135V99H134ZM223 100H225V101H227V102H224ZM22 101H23V100H22ZM48 101H46V102H45V101H44V102L42 101V102L45 103V104L48 106L47 109H48V111H49L50 114L47 113V114L45 115V114L41 113V114H43V115H40V117H43V118H44V119H42V118H41V119L44 121L45 118H46V121H47V122L44 121L45 123L41 125V124H40V123L42 122L41 119H40V120H41V121H40V120H38V119L35 120L36 116H34L35 118H34V117H33V118L31 117V120L34 119V121H35L34 125L36 124V126H35V128H34V126L32 125V128H34L35 130H33L32 128H30V130H32V131H30V134L35 133V131H37L36 128H39V129L42 130V129H44V127H42V126H45V128H46V127H49V124H48V123H50V122L52 123L51 120H53V117H52L53 115H54V118H55V117H56V118L59 117V118L62 119L63 116H64L65 114L67 115V114L69 113V114L67 115V116H68L67 118H69V116L73 118V115L77 113V115H74V116H75L74 118H76V117H78V114H79V113H81L80 115H82V113L84 114V111L86 110V109L84 108V111H83V110H82L83 108L81 109V108H80V105H79L78 108L76 107L77 110L80 109V110H82L83 112H82V111L80 112V110H79V111H76V109H75V111H74V109H70V110H73V113H71V111H69V110H68L69 112H67V111L65 110V112H67V113L63 112V114H64L63 116H61V115L57 116L58 113L56 114V110H57L58 108L62 109L61 106L59 107L60 103H59V102L57 103V101H59V100L56 101V98H55V102H56L57 104L54 102V103L58 106V108H57V106H56L55 104H52V107H51V104H48ZM52 101H53V100H52ZM93 101H94V100H93ZM98 101H100V100H98ZM204 101H205V99H204L202 102H201V101H200V102L203 103ZM10 102H11V101H10ZM16 102H18V101L16 100ZM40 102H41V101H40ZM100 102H101V101H100ZM100 102H97V103L99 104V105L97 104V107H103V106H100ZM197 102H199V101H197ZM197 102H195V103H197ZM209 102H207V103H208V105L211 106V104H210ZM215 102H213V103L216 104ZM26 103H25V104H26ZM38 103H39V102H38ZM38 103H36L35 106H38V105H37ZM43 103H42V104H43ZM94 103L96 104L95 101L93 102V104H94ZM189 103H190V102H188V104H189ZM193 103H194V102H193ZM193 103H192V101H191V106L193 105ZM195 103H194V104H195ZM201 103H198V104L201 106ZM205 103H206V102H204V109H203V106H201V108H200V106L198 107L196 104L194 105L195 107L197 106L198 109H202V110H203V111L201 110V111H202V112H201L200 110L197 109V111H199V113H198L197 111H195L196 108H194V106H193V108L189 107V108H191L190 111H192V109H194V111L196 112V113H194V111H192V113H190V114H193V113H194L193 116H192V115L188 116V115H189V112H188L189 110H188V109H187V111H185V112H184L183 110L180 111L181 113H182V112H184V113L188 112V113H186V114H183V113H182V114H183V115H182L181 113L177 112L175 109H174V110H175V114H174V110H170L169 108H167V109L170 110V112H171L172 114L169 113V112L166 113V112L168 111L167 109H164V110H166V111H162V110H160V109H156V111H154V112H149V111H148L150 114L147 113L146 115H144V120H145V117L147 116V117H146V120L149 121V122H148V127H149V128H150V125L154 126V123H156V121L159 122V120H161V119H162V120H163V119H165V120L167 119V120H166L167 122H169V121L171 120V121H170L171 124H173L174 121H175V122L177 121V122L180 123V124L182 123V124H181L182 127H183L185 124H186V125H190V124H191L190 126L193 125V127H194V131H193V132H194V133H198V131L202 132L203 129L206 130V128H208V126H209L208 129H209V130H212V129H214V127L212 128V127L210 126L211 124H213L211 119H212L213 117H215V116H218V114H219L220 112H219L218 114H216L217 111L213 109V108H214V105H213V108L210 107V106H208V105H207V107H206V106H205ZM213 103H212V104H213ZM217 103H218V102H217ZM6 104H7V103H6ZM16 104H17V103H16ZM18 104H19V103H18ZM29 104H28V106H27L28 108L26 107L27 104H26L25 106L23 105L24 107H23V106L20 107V109H21L22 111L25 109V111L28 112V113L24 112V114L26 113V117H27V114H28V117H29V116H30V113H29V112L32 111V110L35 108V106H33L34 104H32V105H30V107L33 106L34 108H33V109L30 108V109H31V110H30V109H29ZM40 104H41V103H40ZM42 104H41V106L44 107V106H43L44 104H43V105H42ZM71 104H72V103H71ZM151 104H153V103H151ZM167 104H168V103H167ZM49 105H50V106H49ZM53 105H55V107H54ZM81 105H82V104H81ZM84 105H85V104H84ZM84 105H83V107H85ZM101 105H102V103H101ZM144 105L146 106V104H144ZM176 105H178V104H176ZM180 105H181V104H180ZM231 105H232V104H231ZM17 106L19 107V105H17ZM20 106H21V103H20ZM39 106H40V105H39ZM39 106L36 107V108H37V109L40 108L41 112L43 111V112L45 113V112H46V109H44V110H45V111H44L43 108H41V106H40V107H39ZM64 106H65V105H64ZM93 106H94V105H93ZM147 106H148V104H147ZM154 106H155V107H154ZM257 106H258V105H257ZM45 107H46V106H45ZM49 107H51V108H49ZM95 107H96V106H95ZM143 107H144V106H143ZM205 107H206V109H209V107L212 108V110H214V111L210 110V114H211V113H212V114L215 113V116H214V115L212 116V114H211L212 117L209 116V112H208L209 110H205ZM26 108H27V109H26ZM53 108H54V109L57 108V109L55 110V114H54V110H53V115H52L51 113H52V109H53ZM73 108H75V107H73ZM90 108H91V107H90ZM137 108L139 109L138 106H137ZM171 108H172V107H171ZM15 109H16V107H15ZM92 109H96V108L93 107ZM102 109H103V108H101V109H99V110L105 112L104 109H103V110H102ZM217 109H221V108H217ZM230 109H229V110H230ZM236 109H238V108H236ZM34 110H36V109H34ZM40 110H39V111H40ZM58 110H59V109H58ZM58 110H57V112H60V110H59V111H58ZM109 110H110V109H109ZM154 110H155V109H154ZM178 110H179V109H178ZM184 110H186V108H185ZM39 111H33V112H31V113L35 114V112L37 113V112H39ZM48 111H47V112H48ZM87 111H88V110H87ZM87 111H86V112H87ZM89 111H91V112H89V113H91V114H89V115H91L90 117H92V110H89ZM94 111H95V110H94ZM94 111H93V112H94ZM100 111H98V109H97L95 112H96V114L98 113V115H97V116H94L95 119L98 118V119H97L98 121L96 120L97 123H99V124H97L98 127H96V122L94 121L95 119H93L94 117H93V118H88V114H86V112H85V115H87V116H86V118H84V119H86V120H87V119H88V120L92 119L91 121L94 122V123L92 122V124L95 125V129L93 128V126H92V129L96 130V128H97V131L92 130V133H93V135H94V132H96V133H95L96 136H97V132H98V130H99V131H102V134H103V130L98 129V128H100V123L104 120V118H105V119H108V120L110 119L108 114H107V115H108V118H106V116H105L106 113L103 115V113L100 112ZM204 111H206V112L203 113ZM218 111H220V110H218ZM224 111H225V109L222 110V113H221V114H223V115H220V114H219L220 119H222V118L224 117V113H223ZM78 112H79V113H78ZM95 112H94V113H95ZM99 112H100V113H99ZM142 112H143V111H142ZM87 113H88V112H87ZM130 113H133V111H131ZM143 113H144V112H143ZM143 113H141V114H143ZM225 113H226V112H225ZM37 114H38V113H37ZM48 114H49V116H51V117H49V116H48L49 118H48V117H45V116H47ZM96 114H93V115H96ZM99 114H100V115L102 114V116L104 117V118H103V117L101 116V119L103 118L102 121L100 120L101 122H99V119H100V117H99L100 115H99ZM187 114H188V115H187ZM227 114H228V113H227ZM227 114H226V116H227ZM243 114H244V113H243ZM35 115H36V114H35ZM71 115H72V116H71ZM80 115H79V116H80ZM110 115H111V114H110ZM128 115H129V113H128ZM130 115H131V114H130ZM133 115H134V114H133ZM138 115H139V114H137V116H138ZM184 115H187L189 118H187V117L184 116ZM248 115H249V114H248ZM31 116H33V115L31 114ZM124 116H126V118H127V115H124ZM135 116H136V115H134V117H135ZM142 116H143V115H142ZM191 116H192V117H191ZM221 116H222V118H221ZM243 116H244V115H243ZM19 117H21V119L24 118L23 116H19ZM26 117H25V118H26ZM111 117H112V116H111ZM113 117H116V116L114 115ZM117 117H118V116H117ZM119 117H120V116H119ZM129 117H130V116H129ZM134 117H133V120H134V122L136 123V124H135V126H136V125H137V121H135ZM139 117H141V115H140ZM183 117H186L188 120L185 118V119L187 120V121H186ZM190 117H191V118H190ZM210 117H211V119H209ZM7 118H8V117H7ZM14 118H15V117H14ZM25 118H24V119H25ZM47 118H48L49 120H48ZM51 118H52V119H51ZM59 118H58V119H59ZM67 118H66V117L64 118L65 122H63V124H62V126L64 125V127H66V126L68 125V122H70L69 120L72 119V118H71V119L68 120ZM78 118H79V117H78ZM120 118H121V117H120ZM135 118H136V117H135ZM218 118H219V117H218ZM251 118H252V117H251ZM24 119H23V121H24ZM27 119H28V118H27ZM50 119H51V120H50ZM61 119H60V120H61ZM113 119H114V118H111V120H113ZM118 119H119V118H118ZM136 119H137V118H136ZM138 119H140V118H138ZM181 119H183V120H181ZM220 119H219V120H220ZM224 119H225V118H224ZM25 120H26V119H25ZM28 120H29V119H28ZM60 120H59V121H60ZM67 120H68V121H67ZM88 120H87L86 124L89 123ZM114 120H115V119H114ZM165 120H164V121H165ZM180 120H181V121H180ZM210 120H211V122H210ZM225 120H226V119H225ZM233 120H234V118H233ZM9 121L11 122V120H9ZM26 121H27V120H26ZM32 121H33V120H32ZM37 121H38V122H37ZM39 121H40V122H39ZM53 121H55V120H53ZM84 121H85V120H84ZM91 121H90V124H88V125H91ZM109 121H110V120H109ZM115 121H116V120H115ZM129 121H130V120H129ZM138 121H139V120H138ZM142 121H143V119H141V122H142ZM226 121H227V120H226ZM235 121H236V120H235ZM251 121H252V120H251ZM255 121H256V120H255ZM103 122H104V123H103ZM103 122H102L103 124H101V125H103V126L106 125V123H105L106 121L104 120ZM122 122H123V121H122ZM124 122H125V121H124ZM206 122H207V124H206ZM208 122H209L210 125H208ZM224 122H225V121H224ZM236 122H237V121H236ZM247 122H248V121H247ZM249 122H250V121H249ZM65 123H66L67 125H66ZM110 123H112V121H111ZM159 123H161V121H160ZM226 123H227V122H226ZM226 123H224V124H226ZM37 124H40V126L37 125ZM46 124H47V126H46ZM86 124H85V126L82 124V129H83V126H84V128L86 127V129L83 130V131H86V130L89 129V128L87 127ZM112 124H113V123H112ZM132 124H133V123H132ZM132 124H130V127L128 126V127H129L128 130L132 129V128H131V127H133ZM149 124H150V125H149ZM180 124H178L179 127H180ZM258 124H260V123H258ZM20 125H21V124H20ZM22 125H24V124L22 123ZM65 125H66V126H65ZM110 125H111V124H110ZM127 125H128V124H127ZM143 125H144V124H143ZM146 125H147V124H146ZM163 125H164V124H163ZM173 125H174V128H178V127H177V124L175 125V123H174ZM207 125H208V126H207ZM24 126H25V125H24ZM157 126H158V125H157ZM212 126H213V125H212ZM225 126H226V125H225ZM254 126H255V125H254ZM258 126H259V125H258ZM258 126H257V128H255V127H253V128L259 130V127H258ZM41 127H42V128H41ZM89 127H90V126H89ZM137 127H138V126H137ZM188 127H189V126H188ZM188 127H187V128H188ZM204 127H206V128H204ZM221 127H222V126H221ZM221 127H220V128H221ZM87 128H88V129H87ZM90 128H91V127H90ZM101 128H102V127H101ZM104 128H106V126H105ZM145 128H147V127H145ZM149 128H148V129H149ZM152 128H155V126L152 127ZM170 128H171V129H170ZM170 128H168V129H169L170 131L173 130L172 133H174V128H172V127H170ZM202 128H203V129H202ZM210 128H211V129H210ZM253 128H252V129H253ZM260 128H263V129H264V127H260ZM3 129H4V128H3ZM52 129H53V128H52ZM54 129H55V128H54ZM63 129H66V128H63ZM63 129L60 130V131H62V133H59L62 137H61L60 135H59V137H58V136H57L58 133H57V135L54 134V135L57 136V137L54 136V139H59V138L63 139L64 137H65V138H66V137L69 138L70 135L67 134L68 136H66V135H65L66 132L63 133V131H66V130H63ZM74 129H75V128H74ZM78 129H79V128H78ZM135 129H136V127H135ZM156 129H157V127H156L154 130H156ZM180 129H181V130H180ZM201 129H202V130H201ZM235 129H236V128H235ZM237 129L239 130V128H237ZM237 129H236V130H237ZM246 129H247V128H246ZM44 130H45V129H44ZM89 130H90V129H89ZM89 130H88V131H89ZM138 130H140V129H138ZM141 130H143L142 127H141ZM141 130H140V131H141ZM149 130H151V129H149ZM149 130H147V132H150ZM154 130H152V133L150 132L149 135H152ZM169 130H168V131H169ZM179 130L182 131V128L180 127V128H178V130L175 129L176 132L179 131ZM187 130H188V129H187ZM205 130H204V131H205ZM253 130H254V129H253ZM13 131H14V130H13ZM15 131H16V130H15ZM22 131H23V130H22ZM60 131H59V132H60ZM93 131H94V132H93ZM106 131H107V128H106ZM110 131H111V130H110ZM130 131H131V130H130ZM130 131H129V133H130ZM132 131H133V130H132ZM164 131H166V129H165ZM184 131H186V127H185V129L183 130V133H184ZM204 131H203V132H204ZM207 131H208V130H207ZM207 131H206V133L211 132V131H208V132H207ZM249 131L252 132V130H249ZM16 132H17V131H16ZM24 132H26V130H25ZM37 132H38V131H37ZM50 132L52 133V135H50V134H51V133H50V134H48V136L50 135V138H51V136H53V132H52V131H50ZM89 132L91 133V131H89ZM160 132H161V131H160ZM162 132H163V131H162ZM176 132L174 133V135L169 136V137H171V139H172L175 135L177 136ZM200 132H199V133H200ZM10 133H11V132H10ZM14 133H15V132H13V135H12V136H14V138H15V136L17 135V138H16L12 143H14L16 140H18V135L20 136V135L22 134L21 137H23V133H21V131L17 132V133H21V134H17V133H16V135H14ZM81 133H82V132H81ZM84 133H85V132H84ZM84 133H83V134H84ZM90 133H89V135H88V132L86 131V134H87V135H85V134H84V135H85V136H90V135L92 134V133H91V134H90ZM105 133H106V132H104V135H105ZM177 133H178V132H177ZM181 133H182V132H179L178 135H180ZM206 133H205V134H206ZM27 134H28V133H27ZM30 134H29V135H30ZM35 134H36V133H35ZM63 134H64L65 136H64ZM79 134H80V133H79ZM99 134H101V133H99ZM99 134H98V136H100ZM102 134H101V135H102ZM116 134H117V133H116ZM120 134H121V133H120ZM124 134H125V133H124ZM170 134H171V133H170ZM184 134H185V133H184ZM192 134H193V133H192ZM202 134H203V133H202ZM202 134H201V136H198V137H199V138H202V137L204 138V137H205L206 139L208 138V134H207V137H206L205 134H203L204 136H202ZM251 134H252V133H251ZM7 135L9 136L10 134H7ZM24 135H25V133H24ZM32 135L34 136V134H32ZM32 135H31V136H32ZM84 135L80 134L81 137H84V138H85ZM121 135H122V137H123V139H124L123 133H122ZM121 135H120V137H121ZM132 135L134 136L135 134H132ZM149 135H148V136H149ZM190 135H191V134H190ZM247 135H248V134H247ZM25 136H26V135H25ZM33 136H32V137H33ZM48 136L46 135V137H48ZM72 136H73V134H72ZM75 136H76V134H75ZM78 136H79V135H78ZM78 136H77V137H78ZM80 136H79V137H80ZM91 136H92V135H91ZM91 136L85 138V140H86V139L88 140V138L90 139ZM117 136H118V135H117ZM139 136H140V135H139ZM148 136H147V137H148ZM176 136H175L174 139H172V140H175V138H177V140H178V137H179V136H177V137H176ZM248 136H249V135H248ZM9 137H10V136H9ZM55 137H56V138H55ZM70 137H71V136H70ZM73 137H74V136H73ZM79 137H78V138H79ZM92 137H93V136H92ZM112 137H113V136H112ZM127 137H129V136H127ZM151 137H152V136H150V139H153V138H151ZM161 137H163V136H161ZM161 137H159V138H161ZM246 137H247V136H246ZM19 138H20V137H19ZM28 138H29V137H28ZM52 138H53V137H52ZM78 138H76L77 141L79 140ZM84 138H83V139H84ZM93 138H94V139H95V138L98 139V137H95V136H94ZM110 138H111V137H110ZM114 138H115V137H113V139H114ZM125 138H126V137H125ZM136 138H137V137H136ZM236 138H237V137H236ZM240 138H241V137H240ZM249 138H250V137H248L247 139H249ZM21 139H22V138H21ZM30 139H31V138H30ZM30 139H28V140H30ZM47 139H48V138H47ZM47 139H46V140H47ZM66 139H67V138H66ZM94 139H93V140H94ZM96 139H95V141H97ZM121 139H122V138H121ZM121 139H120V141L125 142L124 140H121ZM126 139H127V138H126ZM155 139H156V138H155ZM162 139H163V138H162ZM169 139H170V138H169ZM194 139H195V137H194ZM194 139H193V141H194ZM196 139L198 140V138H196ZM224 139H225V138H224ZM51 140H52V139H51ZM51 140H50V141H51ZM74 140H75V139H74ZM74 140L71 139V141H74ZM80 140L82 141L81 138H80ZM85 140H84V141H85ZM87 140H86V141H87ZM91 140H92V139H91ZM114 140H115V139H114ZM131 140H132V139H131ZM131 140H130V141H131ZM148 140H149V139H148ZM181 140H182V139H181ZM202 140H204V139H199L200 142H201ZM221 140H222V138H221ZM245 140H246V139H245ZM254 140H256V139H253L252 141H254ZM263 140H264V135H261L260 141L263 142ZM21 141H22V140H21ZM24 141H25V140H24ZM24 141H23V142H24ZM39 141H41V140H39ZM43 141H45V140L43 139ZM56 141H57V140H56ZM58 141H60V140H58ZM130 141H129L128 144H130ZM146 141H147V140H146ZM150 141H151V140H150ZM150 141H149V143H150ZM152 141H153V140H152ZM155 141H156V140H155ZM179 141H180V140H178L177 142L175 141L176 143H174L173 146H174L175 144H177ZM193 141L191 140V142H193ZM219 141H220V140L216 141L218 145H219V143H218ZM223 141H224V140H222V142H223ZM252 141L250 140V141H249V144H250V142H252ZM8 142H9V140H8ZM75 142H76V140H75ZM78 142H79V141H78ZM78 142H77L76 144H78ZM90 142H92V141H90ZM118 142H119V141H118ZM126 142H127V141H126ZM164 142H166V141H164ZM172 142H173V141H172ZM189 142H190V141H189ZM200 142H199V144H200ZM222 142H220V143H222ZM233 142H235V141H233ZM237 142H238V141H237ZM244 142H245V141H244ZM244 142H243V143H244ZM42 143H43V142H42ZM50 143H51V142H50ZM70 143H71V142H70ZM83 143H85V142H83ZM83 143H82V144H83ZM112 143H114V142L112 141ZM162 143H163V142H162ZM162 143H161V144H162ZM183 143H184V142H183ZM183 143H180V144L183 145ZM186 143H187V141H186ZM193 143H194V142H193ZM212 143H213V142H212ZM214 143H215V142H214ZM225 143H226V142H224V144H225ZM21 144H22V143H21ZM52 144H53V143H52ZM54 144L58 146L59 143L56 142V143H54ZM54 144H53V145H54ZM73 144H75V143H73ZM79 144L81 145V142H79ZM79 144H78V145H79ZM86 144H87V142H86ZM121 144H122V143H121ZM121 144H120V145H121ZM125 144H126V143H125ZM145 144H146V142H145ZM167 144H168V143H167ZM217 144H216V145H217ZM224 144L222 143L223 147H224ZM83 145H84V144H83ZM83 145H81V147H82ZM109 145H110V144H109ZM149 145H150V144H149ZM168 145H169V144H168ZM177 145H178V144H177ZM182 145H180V149L185 145V143H184L183 146H182ZM189 145H191V143H190ZM213 145H214V144H212V146H213ZM225 145H227V146H226L227 148H223L220 152H224V151L226 152V149L229 150V149H228V148H229L228 143L225 144ZM244 145H245V144H244ZM64 146H66V145H64ZM64 146H63V147H64ZM73 146H75V145H73ZM87 146H88V145H87ZM110 146H111V145H110ZM140 146H142V145L140 144ZM140 146H139V148H140ZM181 146H182V147H181ZM115 147H116V146H115ZM187 147H188V145H187ZM215 147H217V146H215ZM220 147H221V146H220ZM250 147H251V145H250ZM254 147H255V146H254ZM51 148H54V147H51ZM74 148H75V147H74ZM125 148H126V147H123V150H124ZM210 148H211V146H210ZM218 148H219V147H218ZM70 149H71V148H70ZM70 149H69V150H70ZM180 149L178 150V148H177L176 150L181 151ZM195 149H196V148H195ZM195 149H193L194 152H195ZM220 149H221V148H220ZM44 150H45V149H44ZM49 150H50V149H49ZM150 150H151V149H150ZM218 150H219V149H218ZM42 151H43V150H42ZM45 151H46V150H45ZM61 151H62V150H61ZM119 151H120V150H119ZM119 151H117V152H119ZM127 151H128V150H127ZM208 151H209V150H208ZM117 152H116V153H117ZM125 152H126V151H125ZM201 152H202V151H201ZM205 152H206V151H205ZM218 152H219V151H218ZM233 152H234V150H233ZM254 152H256V151H253V152L250 151V152H247V153H250V156H251V154H253L252 157H253V156H254V157L257 156L256 158L261 159L262 155H261V157H259L260 155H258V154H257V155H254V154L258 153V151H257L256 153H254ZM259 152H260V151H259ZM262 152H264V151H262ZM262 152H261V153H262ZM38 153H39V152H38ZM41 153H43V152H41ZM177 153H179V152H177ZM235 153H236V152H235ZM39 154H40V153H39ZM179 154H180V153H179ZM217 154H218V153H217ZM240 154H241V153H240ZM243 154H245V152H244ZM243 154H242V155H243ZM40 155H41V154H40ZM120 155H121V152H120ZM124 155H125V154H124ZM174 155H176V154H174ZM224 155L226 156L227 153L224 154ZM248 155H249V154H248ZM222 156H223V155H222ZM227 156H229V155H227ZM169 157H170V155H169ZM223 157H224V156H223ZM223 157H221L220 159L225 160V162H224V161H223V162H222V161H221V162L219 161V162L217 163V165H220L221 163H223V164H221L222 167H224V166H225V167L229 166V165H228V164H229V162H228L229 159L227 160V157H225V158H223ZM242 157H243V156H241V160H242ZM254 157H253V158H254ZM28 158H29V157H28ZM152 158H153V157H152ZM214 158H216V157H214ZM247 158H249L250 160H253V158H250V157H248V156H247ZM238 159H240V158H238ZM254 159H255V158H254ZM262 159H264V158L262 157ZM262 159H261V160H262ZM27 160H29V159H27ZM113 160H114V159H113ZM126 160H127V159H126ZM117 161H119V160H117ZM132 161H133V160H132ZM248 161H249V160H248ZM262 161H263V163H264V160H262ZM33 162H34V161H33ZM33 162H32V163H33ZM122 162H123V161H122ZM210 162H211V161H210ZM212 162H213V161H212ZM227 162H228V164H227ZM235 162H236V161H235ZM239 162H241V161L239 160V161H237L236 163H239ZM244 162H245V161H244ZM246 162H247V160H246ZM257 162H259V160H258ZM3 163H4V162H3ZM25 163H26V162H25ZM250 163H251V166H252L251 168H255V169L258 168V170H259V169L261 170V167H257V166H260V165H261V166H264V164L261 163V162H260V165H258V164L256 165V162H255V161H252V162L250 161ZM29 164H30V163H29ZM207 164H208V163H207ZM225 164H226L227 166H226ZM248 164H249V163H248ZM217 165H216V163H215V167H216ZM221 165H220V166H221ZM233 165L235 166V164H233ZM237 165H238V164H237ZM139 166H140V165H139ZM201 166H202V165H201ZM248 166H249V165H248ZM22 167H23V166H22ZM137 167H138V166H137ZM190 167L192 168V165H191ZM210 167H212V165H211ZM230 167H231V166H230ZM236 167H237V166H236ZM146 168H147V167H146ZM152 168H154V167H152ZM191 168H190V169H191ZM216 168H217V167H216ZM233 168H234V167H233ZM149 169H151V168H149ZM163 169H164V168H163ZM194 169H195V168H194ZM200 169H201V168H200ZM217 169H218V168H217ZM217 169H216V170H217ZM221 169H222V168H221ZM153 170H155V168H154ZM171 170H172V169H171ZM196 170H197V169H196ZM209 170H210V172H211V168H209ZM212 170H214V169H212ZM226 170H227V169H226ZM230 170H232V168H231ZM26 171H27V170H26ZM146 171H147V170H146ZM159 171H160V170H159ZM184 171H185V173H186V170H184ZM227 171L230 172V173L232 172V171H229V170H227ZM256 171H257V169H256V170H253L254 173H253L252 175H255V176H256V179H257V176H259V175L261 176L262 174L259 173L260 171H257V173H259V175H256V173H255ZM156 172H157V171H156ZM160 172H161V171H160ZM172 172H173V170H172ZM172 172H171V173H172ZM221 172H223V171L221 170ZM228 172H226V174L223 172L225 178L228 177V176H231ZM243 172H244V171H243ZM262 172H263V171H262ZM182 173H183V172H182ZM182 173H179V174H182ZM208 173H209V171H208ZM244 173H245V172H244ZM244 173H243V174H244ZM250 173H251V172H250ZM157 174H158V173H157ZM179 174H178V175H179ZM228 174H229V175H228ZM0 175H1V174H0ZM131 175H132V174H131ZM151 175H152V174H151ZM226 175H227V176H226ZM179 176H180V175H179ZM185 176H186V175H185ZM185 176H184V177H185ZM205 176H206V175H205ZM211 176H212V175H211ZM222 176H223V175H221V177H219V178H220V179H224V177H222ZM149 177H150V175H149ZM195 177H196V176H195ZM73 178H74V177H73ZM142 178H143V177H142ZM193 178H194V177H193ZM196 178H197V177H196ZM205 178H206V177H205ZM236 178H237V177H236ZM258 178H260V177H258ZM46 179H47V178H46ZM217 179H218V178H217ZM217 179H216V180H215V179H211V180H215V181H217ZM211 180H210V181H211ZM252 180H253V183H255V184H253V185H251V183H252L251 181H252ZM257 180H259V179H257ZM182 181H183V179H182ZM249 181H250V180H249ZM251 181H250L251 183H250V182H246V183H243V184L250 183L249 185H251L253 188H255L254 186H255L256 183H258L259 181H256L255 178H254V179H251ZM254 181H256V182H254ZM133 182H134V181H133ZM211 182H212V181H211ZM213 182H214V181H213ZM213 182H212L211 184H213ZM217 182H218V181H217ZM221 182H222V180H221ZM232 182H233V181H232ZM238 182H239V181H238ZM238 182L236 181L235 183H238ZM243 182H244V180H243ZM125 183H126V182H125ZM198 183H200V182H198ZM201 184H202V183H201ZM224 184H225V183H224ZM258 184H259V183H258ZM33 185H34V184H33ZM238 185H239V183H238ZM238 185H236V186H238ZM249 185H248V186H249ZM260 185H261V184H260ZM240 186H241V185H240ZM241 187H242V186H241ZM30 188H31V187H30ZM249 188H250V187H249ZM262 188H263V187H262ZM77 189H78V188H77ZM174 189H175V188H174ZM218 189H219V188H217V190H218ZM255 189H256V188H255ZM260 189H261V188H260ZM45 190H46V189H45ZM53 190H54V189H53ZM22 192H23V191H22ZM50 192H51V191H50ZM262 192H264V191H262ZM41 193H42V192H41ZM207 193H208V192H207ZM39 194H40V193H39ZM46 194H47V192L45 193V195H46ZM258 194H259V193H258ZM260 194H261V192H260ZM96 195H97V194H96ZM98 195H100V194H98ZM103 195H104V194H103ZM105 195H106V194H105ZM261 195H262V194H261ZM100 196H101V195H100ZM122 196H123V195H122ZM124 196H125V195H124ZM0 197H1V196H0ZM101 197H102V196H101ZM212 197H213V196H212ZM45 198H46V197H45ZM122 198H124V197H122ZM75 199H76V198H75ZM174 199H175V198H174ZM174 199H173V200H174ZM59 201H60V200H59ZM109 201H111V200H109ZM136 201H137V200H136ZM142 201H143V200H142ZM60 202H61V201H60ZM94 202H95V201H94ZM134 202H135V201H133L132 204H133ZM103 203H105V201H104ZM144 203H145V202H144ZM140 204H141V201H140ZM140 204H139V205H140ZM62 205H63V204H62ZM104 205H105V204H104ZM130 205H131V203H130ZM134 205H135V203H134ZM141 205H142V204H141ZM67 206H68V204H67ZM169 206H170V205H169ZM257 206H258V205H257ZM257 206L254 205V207H256L255 209H258V208L260 207V206H259V207H257ZM9 207H10V206H9ZM98 207L100 208V206H98ZM113 207H114V206H113ZM132 207H133V206H132ZM136 207H137V206H136ZM141 207H142V206H141ZM244 207H246V206H243V208H244ZM101 208H102V207H101ZM128 208H129V207H128ZM137 208H138V207H137ZM226 208H227V210H230V211L232 210L231 207H230V208L226 207ZM239 208H240V207H239ZM247 208H248V207H247ZM19 209H21V208H19ZM219 209H220V208H219ZM249 209H250V208H249ZM95 210H96V209H95ZM134 210H135V209H134ZM136 210H137V209H136ZM138 210H139V209H138ZM227 210H226V211H227ZM242 210H243V209H242ZM19 211H20V210H19ZM139 211H140V210H139ZM146 211H147V210H146ZM221 211H222V209H221ZM226 211H223L222 213H224V212H226ZM237 211H238V210H237ZM7 212H8V211H7ZM7 212H6V213H7ZM132 212H133V211H132ZM132 212H131V213H132ZM210 212H211V211H210ZM214 212H217V209H216V211H214ZM57 213H58V212H57ZM98 213H99V212H98ZM137 213H138V211H137ZM140 213H141V211H140ZM196 213H197V212H196ZM236 213H237V212H236ZM42 214H43V213H42ZM210 214H211V213H210ZM43 215H44V214H43ZM67 215H68V214H67ZM218 215H219V214H218ZM27 216H28V215H27ZM38 216L40 217V215H38ZM92 216H93V215H92ZM185 216H186V215H185ZM213 216H214V215H213ZM16 217H17V216H16ZM24 217H25V215H24ZM28 217H29V216H28ZM31 217H32V216H31ZM39 217H38V218H39ZM46 217H47V216H45V219H46ZM120 217H121V216H120ZM135 217H136V216H135ZM137 217H138V216H137ZM158 217H159V216H158ZM215 217H216V216H215ZM18 218H19V216H18ZM26 218H27V217H26ZM26 218H23V219H26ZM38 218H37V220H38ZM78 218H79V217H78ZM91 218H92V217H91ZM96 218H97V220H98L99 223L97 222V223H95V225H93V223H91V222L89 221L90 218L87 219V220H85V221H76V220H75V221H72V226H73V224H74L73 229H81V231L83 232V236H86L88 239H90V238H93V237H98V236L103 235V234H107V232L115 231L116 229L119 228V224H117L116 222H114V221H115L114 218H113L112 216L108 215L107 213H104V214H103V212H102V214L100 213L99 215L96 216ZM118 218H119V217H118ZM6 219H7V218H6ZM13 219H14V217H13ZM33 219H34V218H33ZM35 219H36V218H35ZM35 219H34V220H35ZM82 219H83V218H82ZM93 219H94V218H93ZM4 220H5V219H4ZM7 220H8V219H7ZM11 220H12V218H11ZM11 220H10V221H11ZM29 220H30V219H29ZM29 220L27 221V224H28ZM37 220H36V221H37ZM39 220H40V219H39ZM41 220H43V218H42ZM97 220H96V221H97ZM117 220H118V219H117ZM127 220H128V219H127ZM250 220H251V221H256L254 217H252V219H250ZM250 220H249V221H250ZM18 221H20V220H18ZM18 221H17V222H18ZM47 221H48V220H47ZM49 221H50V220H49ZM251 221H250V222H251ZM261 221H262V220H261ZM31 222H33V220H31ZM31 222H30V223H31ZM45 222H46V221H45ZM45 222H44V223H45ZM88 222H90V223H88ZM247 222H248V220H247ZM250 222H248V224H250ZM257 222H260V221H257ZM7 223H8V222H7ZM7 223H6V224H7ZM21 223H22V222H21ZM30 223H29V224H30ZM38 223H39V222H38ZM252 223H254V222H252ZM252 223H251V224H252ZM18 224H20V222H19ZM34 224H35V223H31V225H34ZM100 224H101V225H100ZM251 224H250V225H251ZM21 225H22V224H21ZM23 225H24V224H23ZM25 225H26V224H25ZM60 225H61V224H60ZM63 225H64V224H63ZM140 225H141V224H140ZM241 225H242L241 228H243V227L245 226V231H247L248 229H250L251 227H253V226H251V227H248V229H246V221H245V224L241 223ZM243 225H244V226H243ZM255 225H256V223L254 224V226H255ZM257 225H258V223H257ZM260 226L264 227V223H262V225L260 224ZM12 227H14V226H12ZM15 227H16V226H15ZM26 227H27V226H25V228H26ZM29 227H30V226H28V229L31 230V228H29ZM32 227H33V226H32ZM48 227H49V226H48ZM59 227H60V226H59ZM17 228H18V227H17ZM70 228H71V226H70ZM125 228H126V227H125ZM125 228H124V229H125ZM258 228H260V227H258ZM32 229H34V228H32ZM66 229H68V228H66ZM233 229H235L234 232L237 231V228H236V227H234ZM238 229H239V228H238ZM253 229H254V228H253ZM26 230H27V229H26ZM129 230H131V229L129 228ZM242 230H243V229H242ZM250 230H252V229H250ZM256 230H258V229H256ZM259 230H261V228H260ZM12 231H13V230H12ZM23 231H24V229H23ZM33 231H34V230H33ZM43 231H44V230H43ZM48 231H49V229H48ZM121 231H123V229H121ZM224 231H225V230H224ZM243 231H244V230H243ZM262 231H263V232H262ZM10 232H11V231H10ZM26 232H27V234L30 235V232L28 233V230H27ZM26 232H24V233H26ZM31 232H32V230H31ZM127 232H128V231H127ZM127 232H125V233H127ZM249 232H250V233L253 232V233H255V235L257 234L256 237L259 236V235H258V232H254V231L244 232L245 234H244V233H243V234L246 235V233H247V235H248ZM261 232L264 233V230H261ZM261 232L259 231V233H261ZM16 233H17V232H16ZM37 233H38V236H39V235H40L39 232H37ZM37 233L35 232V234H32V235H36ZM49 233H50V231H49ZM49 233H48V234H49ZM93 233L95 234L94 236L91 235V234H93ZM149 233H150V231H149ZM240 233H241V232H239V234H240ZM253 233H252V234H253ZM27 234H25V236H26ZM45 234H46V233H45ZM61 234H62V233H61ZM71 234H72V233H71ZM108 234H109V233H108ZM112 234H113V233H112ZM121 234H122V233H121ZM129 234H130V233H129ZM235 234H237V233H235ZM252 234H249V235H252ZM22 235H23V234H22ZM29 235H28V236H29ZM67 235H68V234H67ZM69 235H70V234H69ZM80 235H81V234H80ZM213 235H215V233H213ZM241 235H242V233H241ZM25 236H24V237H25ZM40 236H41V235H40ZM40 236H39V237H40ZM42 236H43V233H42ZM50 236H52V235H50ZM54 236H55V235H54ZM54 236H53V237H54ZM122 236H123V235H122ZM215 236H216V235H215ZM262 236H264V235H262ZM262 236H261V237H262ZM24 237H21V236H20V238L23 239V240L25 239ZM30 237H31V235H30ZM34 237H35V236H34ZM34 237H33V238H34ZM46 237H48V236L46 235ZM104 237H105V236H104ZM118 237H119V234H118V236H116L115 239H114L113 237H111V238L114 239V242H115V240H116L115 245H117V248H116L115 246H114V247H111V248L113 249L114 252H115V251L117 252V250H118V251H121V249H118V248L121 247V246H120L121 244L123 245V244L126 243V242H127L128 244L130 243V242H128L130 239L127 237V235H126V237H127V240H128V241H126V242H125V240L122 239L121 236H120V240L118 239ZM213 237H214V236H213ZM213 237H212V239H213ZM226 237H227V236H226ZM235 237H236V239H238L237 236H235ZM240 237H241V236H240ZM246 237H247V238H251V237H248V236H246ZM253 237H254V235H253ZM259 237H260V236H259ZM15 238H18V236H17V237L15 236ZM26 238H27V237H26ZM31 238H32V237H31ZM62 238H63V237H62ZM107 238H108V241H109V237H107ZM123 238H124V237H123ZM216 238H217V237H216ZM221 238H223V237L221 236ZM243 238L246 239L245 237H243ZM254 238H255V237H254ZM9 239H10V238H9ZM12 239H13V238H12ZM41 239H42V238H41ZM79 239H80V238H79ZM98 239H99V238H98ZM105 239H106V238H105ZM105 239H104V240H101V241L106 242ZM113 239H112V242H113ZM117 239H118V241H117ZM224 239H225V238H224ZM226 239H231V237L229 236V238L227 237ZM232 239H234L233 236H232ZM258 239H259V238H258ZM260 239H261V238H260ZM10 240H11V239H10ZM10 240H8V241H10ZM26 240L28 241V238H27ZM42 240H43V239H42ZM65 240H66V239H65ZM121 240H123V241L121 242ZM240 240H241V239H240ZM253 240H254V239H253ZM255 240H256V239H255ZM4 241H5V240H4ZM6 241H7V240H6ZM11 241H12V240H11ZM13 241H14V239H13ZM16 241H17V240H16ZM20 241H21V240H20ZM29 241H30V240H29ZM31 241H32V240H31ZM40 241H41V240H40ZM87 241H88V240H87ZM119 241H120V245H119L120 247L118 246ZM138 241H139V240H138ZM217 241H218V240H217ZM233 241H236V240H233ZM242 241H246V240H242ZM242 241H241V242H242ZM256 241H258V240H256ZM256 241H254V242H256ZM260 241L262 242V241H264V240H260ZM2 242H3V240H2ZM2 242H1V243H2ZM17 242H18V241H17ZM34 242H35V241H34ZM97 242H98V241H97ZM114 242H113V243H114ZM209 242H210V241H209ZM231 242H232V240H231ZM231 242H226V243H230V244H231ZM258 242H259V241H258ZM9 243H10V242H9ZM13 243L15 244L16 242H13ZM21 243H22V244L24 243V244L22 245V246H24L26 242H25V240H24V242H21ZM27 243H28V242H27ZM35 243H36V242H35ZM83 243H84V241H83ZM109 243H110V242H109ZM109 243H108V246H109ZM134 243H135V242H134ZM140 243H141V242H140ZM212 243H213V241H212ZM249 243H250V242H248V243H247V246L245 245V247H249V246H250V245H248ZM5 244H6V243H5ZM10 244H11V246H13L12 243H10ZM17 244H19V243H17ZM32 244H33V241H32ZM50 244H51V243H50ZM128 244H127V245H128ZM138 244H139V243H138ZM217 244H218V243H217ZM222 244H223V243H222ZM242 244H243V243H242ZM250 244L252 245V243H250ZM253 244H254V243H253ZM135 245H136V243H135ZM168 245H169V244H168ZM254 245L256 246L257 244H254ZM259 245H261V244H259ZM22 246H21V247H22ZM28 246H29V244H28ZM82 246H83V245H82ZM93 246H94V245H93ZM99 246H100V245H99ZM99 246H98V247H99ZM110 246H112V245L110 244ZM132 246H133V244H132ZM132 246L130 245V247H128V249H127V246L124 245L122 248H124V249H123L124 251H125V249H127L128 251L126 250L127 252L125 251V253H129V255L132 256L133 253H134L135 251L137 252V248H138V252H139V250H140L139 248L141 247V246L139 247L138 245H136V246H138V247H137L136 250H135L134 248H132ZM145 246H147V245H145ZM157 246H158V245H157ZM220 246L222 247V246H225V245L223 244V245H220ZM227 246H228V245H227ZM255 246H253V247L255 248ZM9 247H10V245H9ZM31 247H32V245H31ZM36 247H37V246H36ZM38 247H39V246H38ZM86 247H87V246H86ZM88 247L90 248V245H89ZM98 247L95 246L96 250H95V248L93 247L94 250H95L96 252L99 251V250H97ZM133 247H134V246H133ZM217 247H219V246H217ZM240 247H242V246H240ZM10 248H11V247H10ZM16 248H17V247H16ZM33 248H34V247H33ZM41 248H42V247H41ZM114 248H116V249L114 250ZM130 248L133 249V250H135V251L133 252V250H132V252H129V249H130ZM147 248H150V247L147 246ZM256 248H257V247H256ZM23 249H24V248H23ZM23 249H22V250H23ZM99 249H100V248H99ZM103 249H104V250H103ZM103 249H102V250L105 252V251H108V249H110V247H109V248L106 247L107 250H106L104 247H103ZM221 249H222V248H221ZM233 249H234V248H233ZM26 250H27V249H26ZM30 250H31V249H30ZM86 250H88V249H86ZM102 250H101L100 252H103ZM147 250H148V249H147ZM149 250H150V249H149ZM209 250H210V249H209ZM212 250H213V249H212ZM216 250H217V248H216ZM252 250H253V249H252ZM17 251H18V252H17ZM17 251H16V252L19 253V250H17ZM24 251H25V250H23L22 253H23ZM31 251H32V250H31ZM66 251H67V250H66ZM81 251H82V250H81ZM92 251H93V250H92ZM109 251H112V250L110 249ZM109 251L107 252V253H108V256H109V254H110ZM229 251H231V250H229ZM229 251H227V252H229ZM232 251H235V250H232ZM254 251H255V250H254ZM16 252H15V253H16ZM20 252H21V250H20ZM116 252H115V253H116ZM136 252H135V253H136ZM141 252H143V251L141 250ZM154 252H155V251H154ZM17 253H16V254H17ZM22 253H21V254H22ZM93 253H94V252H93ZM107 253H106V255H107ZM112 253H113V252H112ZM118 253H119V252H118ZM130 253H131V254H130ZM139 253H140V252H139ZM139 253H138V255H137V253H136V255H137L136 258H139V259H140L143 255H140ZM148 253H149V251H147V254H148ZM179 253H180V252H179ZM225 253H226V251H225ZM225 253H224V254H225ZM236 253H237V252H236ZM242 253H243V252H242ZM242 253H240V254H241V255H239L240 257L242 256ZM26 254H27V253H26ZM122 254H123V255H126V254L123 253V251H122ZM141 254H142V253H141ZM143 254H144V253H143ZM145 254H146V253H145ZM145 254H144V255H145ZM147 254H146V255H147ZM180 254H182V253H180ZM245 254H247V253L245 252L243 255H245ZM255 254H256V253H255ZM19 255H20V254H18V257H19ZM110 255H111V254H110ZM115 255H116V254H115ZM115 255H114V253H113V256H115ZM120 255H121V254H120ZM120 255H119V256H120ZM123 255H122V256H123ZM129 255L127 256V258H129L128 260H130V258L134 257L135 254H134L132 257H130ZM146 255H145V257H146ZM178 255H179V254H178ZM215 255H216V254H215ZM222 255H223V254H222ZM226 255H227V253H226ZM253 255H254V254H253ZM14 256H15V255H14ZM38 256H39V255H38ZM38 256H37V258H38ZM66 256H67V255H66ZM119 256L117 255L116 258L118 257V258H120V260L115 258V259L117 260V262H118V260L120 261V262H118V264L121 263L122 260H123L122 262H124L123 257H119ZM139 256H140V257H139ZM149 256H150V255H149ZM149 256H148V257H149ZM216 256H218V255H216ZM219 256H220V254H219ZM257 256H258V255H257ZM259 256H260V258H258ZM259 256L257 257V259H261V255H259ZM0 257H2V255H1ZM16 257H17V256H16ZM39 257H40V256H39ZM105 257L107 258V256H105ZM105 257H103V258L106 259ZM151 257H152V256H151ZM151 257H150V258H151ZM220 257H221V256H220ZM255 257H256V256H255ZM13 258H14V257H13ZM13 258H12V259H13ZM99 258H100V257H99ZM110 258H111V257L109 256V259H108V258H107V259H108L109 261H111V264H114V263H112V260H111ZM121 258H122V259H121ZM136 258L134 257V259H131V261H133L134 263L136 262V264H137V263H138V264H145V263H146V264H147V263L149 264V263H150V262H145V260H144L145 258H144V259H140V260H138V262H137ZM152 258H153V257H152ZM152 258H151V259H152ZM226 258H228V257H226ZM226 258H225V259H226ZM12 259H11V260H12ZM14 259H15V258H14ZM17 259H18V258H17ZM125 259H126V258H125ZM147 259H148V258L146 257V260H147ZM151 259H149V261H150ZM257 259H255V261H256ZM116 260H115V261H116ZM141 260H142V261H141ZM143 260H144V261H143ZM153 260L156 261V259H153ZM153 260H151V263H150V264H154V263L156 264L155 261H154V263H153ZM163 260H164V259H163ZM252 260H253V262H255L254 259H252ZM40 261H42V260H40ZM106 261H107V260H106ZM126 261H127V259H126ZM139 261H140V262H139ZM147 261H148V260H147ZM38 262H39V261H38ZM113 262H114V261H113ZM117 262H115V264H116ZM127 262H130V261H127ZM133 262H131V263L133 264ZM171 262H172V260H171ZM248 262H249V261H248ZM261 262H264V261L261 260ZM261 262H260V263H261ZM10 263H11V262H10ZM12 263H13V262H12ZM47 263H48V262H47ZM125 263H126V262H125ZM125 263H124V264H125ZM260 263H258V264H260ZM23 264H24V263H23ZM36 264H37V263H36ZM106 264H108V262H107ZM121 264H122V263H121ZM126 264H128V263H126ZM158 264H160V263H158ZM224 264H225V263H224ZM262 264H263V263H262Z\"/></svg>",
  "mask_w": 264,
  "mask_h": 264
}]
</instances>
